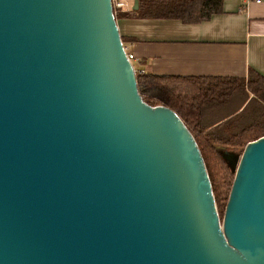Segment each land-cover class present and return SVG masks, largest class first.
<instances>
[{"label": "water", "instance_id": "1", "mask_svg": "<svg viewBox=\"0 0 264 264\" xmlns=\"http://www.w3.org/2000/svg\"><path fill=\"white\" fill-rule=\"evenodd\" d=\"M216 150L222 217L191 131L139 94L112 0H0V264H264V135Z\"/></svg>", "mask_w": 264, "mask_h": 264}, {"label": "crops", "instance_id": "2", "mask_svg": "<svg viewBox=\"0 0 264 264\" xmlns=\"http://www.w3.org/2000/svg\"><path fill=\"white\" fill-rule=\"evenodd\" d=\"M122 1L126 5L116 22L123 46L134 55L136 69L158 76L244 81L252 71L264 78V0H220L218 12L197 22L139 15V0L136 10H132L133 0ZM246 92L233 111L219 115L206 127L240 112L252 97Z\"/></svg>", "mask_w": 264, "mask_h": 264}, {"label": "trees", "instance_id": "3", "mask_svg": "<svg viewBox=\"0 0 264 264\" xmlns=\"http://www.w3.org/2000/svg\"><path fill=\"white\" fill-rule=\"evenodd\" d=\"M220 5V0H139L141 11H137L136 14L163 15L165 17H176L185 22H197L218 12ZM120 15L121 13L118 12L115 17ZM136 81L139 94L145 102L152 106H167L179 115L193 134L206 168L207 162L204 150L208 149L213 150L219 157L225 171L233 173L231 164H227L223 160L216 148L225 147L236 150V148H242L248 141L264 135L263 108H259L249 117L247 123L239 128L236 127V120L230 121L239 112L208 128L206 124L202 123V116L206 107L212 104L229 102L233 95L241 89L245 92L249 90L252 95L251 100L257 101L260 107L264 106V78L258 74H253L252 71L247 81L237 77L188 78L158 76L151 72L136 73ZM207 172L214 194L215 187L212 184L208 168Z\"/></svg>", "mask_w": 264, "mask_h": 264}, {"label": "rangeland", "instance_id": "4", "mask_svg": "<svg viewBox=\"0 0 264 264\" xmlns=\"http://www.w3.org/2000/svg\"><path fill=\"white\" fill-rule=\"evenodd\" d=\"M119 10L117 9L115 14H117ZM134 65V63H133ZM246 95V92L241 89V91H237L231 100L228 103L221 104H212L205 108L202 116V123L206 124L213 119H216L219 115H225L226 111L235 109L238 104L242 102ZM260 107L259 103L254 99L247 103L239 112L237 116H235L230 121H235L236 127L239 128L243 126L249 120V117L253 115ZM231 111V112H232ZM230 113V112H229ZM228 113V114H229ZM240 120V121H239ZM243 148V147H242ZM242 148H236V150L241 151ZM204 156L207 162V168L209 173L211 174L212 184L215 187L214 196L216 199V206L219 213V216L222 217L224 207L228 198L231 182L233 179V173H228L224 170V165H222L219 157L215 154L213 150H204Z\"/></svg>", "mask_w": 264, "mask_h": 264}, {"label": "built area", "instance_id": "5", "mask_svg": "<svg viewBox=\"0 0 264 264\" xmlns=\"http://www.w3.org/2000/svg\"><path fill=\"white\" fill-rule=\"evenodd\" d=\"M258 1V0H256ZM112 3H113V9H114V14L116 12V10L118 9L119 11H121L123 8H125V3L122 1V0H112ZM125 48V47H124ZM125 52H126V55H127V58L128 60L132 63L133 65V60H134V55L130 52H128L125 48ZM133 68L135 70V74L136 73H143L144 71L141 70V69H136L133 65Z\"/></svg>", "mask_w": 264, "mask_h": 264}]
</instances>
